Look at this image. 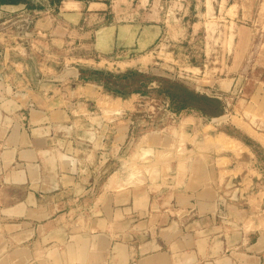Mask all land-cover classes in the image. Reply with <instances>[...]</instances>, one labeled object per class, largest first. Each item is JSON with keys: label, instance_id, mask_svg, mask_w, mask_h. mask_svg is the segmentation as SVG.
Here are the masks:
<instances>
[{"label": "crops", "instance_id": "crops-1", "mask_svg": "<svg viewBox=\"0 0 264 264\" xmlns=\"http://www.w3.org/2000/svg\"><path fill=\"white\" fill-rule=\"evenodd\" d=\"M217 5L253 37L217 82L233 131H149L143 95L82 79ZM0 264H264V0H0Z\"/></svg>", "mask_w": 264, "mask_h": 264}, {"label": "rangeland", "instance_id": "rangeland-1", "mask_svg": "<svg viewBox=\"0 0 264 264\" xmlns=\"http://www.w3.org/2000/svg\"><path fill=\"white\" fill-rule=\"evenodd\" d=\"M217 7L215 16L213 13L214 18L208 21L206 26H202L196 34L193 33L188 24H185L182 27L183 29H176L177 32H181L179 36L173 33L163 36L158 42V52L154 53L155 59L149 65L122 60L113 64L106 63L98 69L123 72L130 68H136L164 79L183 81L199 91L225 99L226 95L219 90L217 82L221 78L237 77L238 73L247 74L251 71V68L247 67L248 65H245V68L243 65L252 58L251 48L249 49V47L253 37L246 34L238 36L239 28L236 22L231 18H222L223 14L220 13L222 7H219V5ZM171 24L174 26L177 21L172 20ZM168 50H176L175 56H169ZM72 54L75 53L70 52V55ZM157 56L160 57L157 58ZM76 62L71 60L69 65H75ZM78 63L86 69H97L89 67V63L82 61H78ZM243 71H246V73H243ZM153 85L164 84L156 81ZM137 102L138 107L142 109L143 116L141 118L147 120L149 131L163 126L169 128L170 126H176L187 116L195 117L197 121L195 123L201 122L202 124L211 125V127L217 124L219 126V123L228 121L230 117V114H228L220 119L217 116H201L197 112L176 114L168 108V99L162 95H156V93L143 95V98L137 100ZM229 123L230 121H228V124L225 123L219 127L233 131V127ZM211 132L215 133L216 130L211 129Z\"/></svg>", "mask_w": 264, "mask_h": 264}, {"label": "trees", "instance_id": "trees-1", "mask_svg": "<svg viewBox=\"0 0 264 264\" xmlns=\"http://www.w3.org/2000/svg\"><path fill=\"white\" fill-rule=\"evenodd\" d=\"M82 79L97 82L109 91L124 96L132 93H156L168 99V108L176 113L197 112L201 116L221 115L226 108L222 97L199 91L183 81L164 79L148 71L130 68L123 72L104 69H82ZM165 85L154 86L156 82Z\"/></svg>", "mask_w": 264, "mask_h": 264}, {"label": "water", "instance_id": "water-1", "mask_svg": "<svg viewBox=\"0 0 264 264\" xmlns=\"http://www.w3.org/2000/svg\"><path fill=\"white\" fill-rule=\"evenodd\" d=\"M227 116V114H221V115H219V116H217V117H220V119H222V118H224V117H226Z\"/></svg>", "mask_w": 264, "mask_h": 264}]
</instances>
